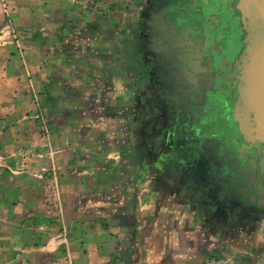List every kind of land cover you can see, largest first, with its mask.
Here are the masks:
<instances>
[{"label":"crops","instance_id":"obj_1","mask_svg":"<svg viewBox=\"0 0 264 264\" xmlns=\"http://www.w3.org/2000/svg\"><path fill=\"white\" fill-rule=\"evenodd\" d=\"M140 0H0V264H264L122 144Z\"/></svg>","mask_w":264,"mask_h":264},{"label":"flooded vegetation","instance_id":"obj_2","mask_svg":"<svg viewBox=\"0 0 264 264\" xmlns=\"http://www.w3.org/2000/svg\"><path fill=\"white\" fill-rule=\"evenodd\" d=\"M229 2L140 0L122 144L154 188L221 235L253 241L264 234V144L241 142L230 117Z\"/></svg>","mask_w":264,"mask_h":264},{"label":"water","instance_id":"obj_3","mask_svg":"<svg viewBox=\"0 0 264 264\" xmlns=\"http://www.w3.org/2000/svg\"><path fill=\"white\" fill-rule=\"evenodd\" d=\"M235 28L230 117L243 143L264 144V0H229Z\"/></svg>","mask_w":264,"mask_h":264},{"label":"rangeland","instance_id":"obj_4","mask_svg":"<svg viewBox=\"0 0 264 264\" xmlns=\"http://www.w3.org/2000/svg\"><path fill=\"white\" fill-rule=\"evenodd\" d=\"M127 156V155H126Z\"/></svg>","mask_w":264,"mask_h":264}]
</instances>
